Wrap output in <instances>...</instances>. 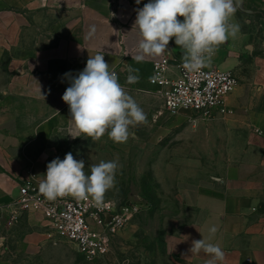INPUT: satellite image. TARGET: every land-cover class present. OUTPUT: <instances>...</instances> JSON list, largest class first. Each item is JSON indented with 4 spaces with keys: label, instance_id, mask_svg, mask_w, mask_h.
Returning <instances> with one entry per match:
<instances>
[{
    "label": "crops",
    "instance_id": "crops-1",
    "mask_svg": "<svg viewBox=\"0 0 264 264\" xmlns=\"http://www.w3.org/2000/svg\"><path fill=\"white\" fill-rule=\"evenodd\" d=\"M148 2L0 0V206L16 199L19 178L31 158L46 155L36 150L39 145L48 147L61 134L79 138L69 136L70 111L62 96L70 86L65 73L78 75L89 56L104 55L109 70L146 115H153L154 105L162 103L158 87L150 83L153 65L168 55L175 75L184 50L173 38L160 56L132 59L138 54L136 10ZM234 6L230 22L240 31L218 47L207 63L211 69L236 71L249 65L254 42L264 38V0H234ZM255 18L260 20L256 30L244 27ZM92 25L96 33L88 38ZM58 65L63 69L59 71ZM130 75L138 79L129 82ZM239 87L229 99L232 109ZM254 124L264 146V101ZM230 163L219 172L194 163V169L184 166L177 175L157 174L161 185L176 187L192 214L189 222L167 236V254L185 264H205L207 254L189 251L193 240L203 238L223 249L225 259L218 264H264V213L259 210L264 203V157L234 158ZM213 226L217 232L209 239Z\"/></svg>",
    "mask_w": 264,
    "mask_h": 264
},
{
    "label": "rangeland",
    "instance_id": "rangeland-1",
    "mask_svg": "<svg viewBox=\"0 0 264 264\" xmlns=\"http://www.w3.org/2000/svg\"><path fill=\"white\" fill-rule=\"evenodd\" d=\"M252 20L244 27L256 30L260 20ZM254 44L249 65L236 68L241 78L239 93L233 102L234 114L225 121L203 120L189 112L171 114L158 102L153 115H146V123L130 128L124 143L112 141L107 133L96 141L61 134L50 146L37 147L41 155L46 154L31 158L41 177L49 162L57 157L63 160L68 152L84 161L88 175L93 164L119 161L116 185L104 199L136 202L143 211L116 239L106 259L88 262L39 216H23L19 224L10 225L5 215L0 217V264H185L167 254L165 240L192 214L181 203L176 187L161 185L157 174L177 175L184 166L194 169V163L219 172L227 170L234 158L264 157L263 136L254 124L264 101V38L257 37ZM259 210L264 213V203Z\"/></svg>",
    "mask_w": 264,
    "mask_h": 264
},
{
    "label": "clouds",
    "instance_id": "clouds-1",
    "mask_svg": "<svg viewBox=\"0 0 264 264\" xmlns=\"http://www.w3.org/2000/svg\"><path fill=\"white\" fill-rule=\"evenodd\" d=\"M139 5L141 0H135ZM234 0H149L137 9L133 28L138 30L137 62L145 57H158L168 51L169 42L184 50L182 67L190 72L199 71L210 62L220 45L229 37L236 38L239 25L231 23L236 13ZM179 17H183L180 20ZM96 33L90 26L87 37ZM70 86L62 100L69 106V136L99 140L107 133L109 139L124 143L130 137V128L146 123V114L135 99L119 83L118 75L109 70L103 54L89 56L86 66L76 76L65 73ZM138 77L129 76V82ZM59 114V113H58ZM118 160L100 161L85 173L83 160H76L71 152L47 164L46 174L39 182L38 191L49 201L72 196L91 199L103 205L105 194L116 185ZM215 226L209 229V239L215 235ZM191 254L203 251L210 258L205 264H218L225 259L219 244L205 239L193 240Z\"/></svg>",
    "mask_w": 264,
    "mask_h": 264
},
{
    "label": "built area",
    "instance_id": "built-area-1",
    "mask_svg": "<svg viewBox=\"0 0 264 264\" xmlns=\"http://www.w3.org/2000/svg\"><path fill=\"white\" fill-rule=\"evenodd\" d=\"M170 62L168 55L155 62L150 80L159 89L165 112H189L209 121H225L234 114L229 99L240 85L235 70L211 69L206 64L190 72L177 63L172 75ZM42 179L31 161L19 178L14 202L0 206V217L7 215L10 225L18 224L23 216L41 217L54 235L68 240L88 262L106 259L116 239L143 211L139 203L130 201L104 199L100 206L72 196L49 201L38 191Z\"/></svg>",
    "mask_w": 264,
    "mask_h": 264
},
{
    "label": "water",
    "instance_id": "water-1",
    "mask_svg": "<svg viewBox=\"0 0 264 264\" xmlns=\"http://www.w3.org/2000/svg\"><path fill=\"white\" fill-rule=\"evenodd\" d=\"M240 2H242V0H240Z\"/></svg>",
    "mask_w": 264,
    "mask_h": 264
}]
</instances>
